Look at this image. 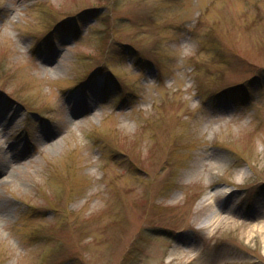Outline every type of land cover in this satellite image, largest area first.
I'll list each match as a JSON object with an SVG mask.
<instances>
[{
	"label": "rangeland",
	"instance_id": "1",
	"mask_svg": "<svg viewBox=\"0 0 264 264\" xmlns=\"http://www.w3.org/2000/svg\"><path fill=\"white\" fill-rule=\"evenodd\" d=\"M263 184L264 0H0V264H264Z\"/></svg>",
	"mask_w": 264,
	"mask_h": 264
},
{
	"label": "trees",
	"instance_id": "2",
	"mask_svg": "<svg viewBox=\"0 0 264 264\" xmlns=\"http://www.w3.org/2000/svg\"><path fill=\"white\" fill-rule=\"evenodd\" d=\"M92 10H85V11H82V13L81 14H79V16H83V13H90ZM64 25V22H62V23H59L57 26H59V25ZM264 188V184L263 185H261L260 187H259V190H262ZM254 196L252 195H249V198L248 199H250V203H255L256 201H258L259 199H260V197H257V198H253Z\"/></svg>",
	"mask_w": 264,
	"mask_h": 264
}]
</instances>
